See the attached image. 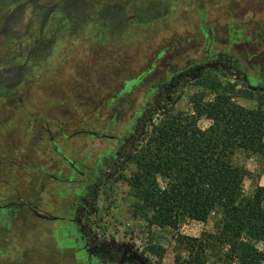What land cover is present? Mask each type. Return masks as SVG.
<instances>
[{
	"label": "rangeland",
	"instance_id": "obj_1",
	"mask_svg": "<svg viewBox=\"0 0 264 264\" xmlns=\"http://www.w3.org/2000/svg\"><path fill=\"white\" fill-rule=\"evenodd\" d=\"M3 2L0 206L29 199L51 210L58 187L41 172H55L62 161L57 152L107 168L106 150L119 152L116 142L86 132L125 137L118 168L95 198L91 236L143 264H173L175 234L213 233L219 215L205 222L184 219L177 229L149 227L133 217L132 157L166 108L197 117V126L208 128L211 121L197 116L194 106L215 97L196 84L205 76L238 90L247 83L254 97L233 100L246 108L257 99L264 105V0ZM70 2L75 8L67 12ZM233 160L247 170L245 194L264 186L262 157L236 151ZM29 214L21 206L0 209V264H80L70 250L57 247L55 223ZM149 244L164 249L161 259L144 251ZM256 247L264 252V241Z\"/></svg>",
	"mask_w": 264,
	"mask_h": 264
},
{
	"label": "trees",
	"instance_id": "obj_2",
	"mask_svg": "<svg viewBox=\"0 0 264 264\" xmlns=\"http://www.w3.org/2000/svg\"><path fill=\"white\" fill-rule=\"evenodd\" d=\"M0 4L7 8L3 0ZM74 4H68L67 12ZM78 8L77 13L83 10L81 5ZM196 84L215 94L213 100L194 105L197 116H205L211 124L201 129L197 117L172 108L161 112L132 157V215L149 227L177 229L184 219L205 222L216 213L219 218L213 233L203 232L200 237L175 234L173 264H261L264 252L256 244L264 241V186L256 185L245 194L247 170L233 157L242 151L264 160L262 99H257L254 108L241 106L233 99H252L249 85L238 90L213 75ZM144 251L159 259L164 253L154 244Z\"/></svg>",
	"mask_w": 264,
	"mask_h": 264
},
{
	"label": "flooded vegetation",
	"instance_id": "obj_3",
	"mask_svg": "<svg viewBox=\"0 0 264 264\" xmlns=\"http://www.w3.org/2000/svg\"><path fill=\"white\" fill-rule=\"evenodd\" d=\"M155 97L157 103L163 98V93ZM135 131L133 129L129 133L130 136ZM86 133L89 137L106 138L116 142L119 152L106 150L105 154L109 160L107 168H102L100 161L95 167H90L85 164V160L74 161L57 152L62 161L54 168L55 172H41L58 187V191L52 194L54 203L51 210L45 209L47 205L41 208L29 199L0 206V209L21 206L29 210L32 219L55 223L52 236L57 247L70 250L80 264H143L135 254H125L122 249L97 245L91 236L89 219L93 213L95 198L103 183L117 170L118 159L123 155V148L128 140L125 137L106 136L94 131Z\"/></svg>",
	"mask_w": 264,
	"mask_h": 264
}]
</instances>
